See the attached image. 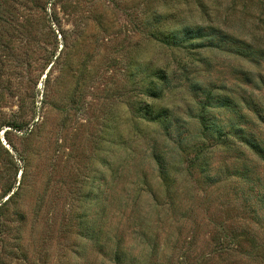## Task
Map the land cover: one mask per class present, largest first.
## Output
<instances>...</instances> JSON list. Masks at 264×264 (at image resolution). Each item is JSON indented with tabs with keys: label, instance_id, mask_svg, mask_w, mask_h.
<instances>
[{
	"label": "rangeland",
	"instance_id": "obj_1",
	"mask_svg": "<svg viewBox=\"0 0 264 264\" xmlns=\"http://www.w3.org/2000/svg\"><path fill=\"white\" fill-rule=\"evenodd\" d=\"M45 1L0 0V202L20 188L0 264H264V54L247 47L264 11L176 49L151 31L190 18L183 5L68 0L56 24ZM217 1L223 19L233 0ZM63 47L66 70L50 72Z\"/></svg>",
	"mask_w": 264,
	"mask_h": 264
},
{
	"label": "trees",
	"instance_id": "obj_2",
	"mask_svg": "<svg viewBox=\"0 0 264 264\" xmlns=\"http://www.w3.org/2000/svg\"><path fill=\"white\" fill-rule=\"evenodd\" d=\"M52 1V2H51ZM68 0H46L43 4V16H45L42 20L43 21H50V18L48 17V12L46 10V6L48 4H51L53 7L52 9V17L53 21L56 24L60 23V16L59 12L65 11L67 9V6H65L64 2ZM170 2H174L176 5H183L186 10L187 8H190L191 10H188L189 13H191L190 18H186L179 22H171V23H158L156 24V27L154 30L151 31V35L155 38V40L165 46L168 47H174L176 49H186L192 47L193 49H197L200 47H203V41H207L211 45H214V41L216 38H219L221 40H226L227 38V31L231 28H235L234 26H237L240 24L239 28L245 27L247 29V23L251 21V19L258 20L259 17L263 14L264 11V0H233L232 2H229L226 5V14L223 15L224 18H222V12L220 9H209L206 8V0H169ZM210 2H214V4H221L217 0H209ZM192 5H194V8H192ZM212 5V4H211ZM240 6V10L236 9V6ZM45 6V7H44ZM211 7V6H210ZM197 10V14L194 12ZM253 12V13H252ZM29 22V21H28ZM27 22V23H28ZM26 23V24H27ZM253 28L254 24H253ZM168 31V33L166 32ZM164 33H167V35H164ZM22 35V32H21ZM161 37H160V36ZM247 43H248V51L249 55L253 58L260 57V55H263L264 52L262 51V42H264V36L258 34L255 32V30L251 29V31L247 30ZM22 42V41H21ZM260 44V45H259ZM65 47L62 48L61 53L58 57H56L55 54H52L50 56L55 58L56 60L52 62L51 64V70L54 67L60 66V70H66V60L64 61L63 58H61L62 52L64 51ZM49 54V53H48ZM12 57V54L10 55ZM18 57V55H17ZM16 58V56H15ZM49 57H47V54L43 56L42 62L45 61V64L49 62ZM51 58V59H53ZM49 72V74H50ZM48 74V77H49ZM168 73L166 71H156L154 73L152 80L150 81V88L148 93L154 96L160 97L162 92L164 91V85L168 84ZM255 83V80H252ZM253 83V82H250ZM264 83V79H258V84L261 85ZM196 85H199L196 83ZM249 100V99H248ZM247 100V101H248ZM165 109V108H164ZM167 111V109H165ZM149 123L153 124H169L172 126L173 121L166 119V118H158V119H152L148 120ZM16 122L15 124H8L9 127L12 129L18 130L21 126ZM213 133H217L219 135V139H227L228 133H224L221 126L218 128L217 124H213L212 128ZM230 134L233 137H239L233 134H242V128H229ZM240 131V133H238ZM174 134L170 133L171 136L175 135V138L179 139L177 142H179V145L181 144V137L177 134V132L173 131ZM177 134V135H176ZM217 134H215L217 136ZM223 134V135H222ZM168 135V134H167ZM183 140V138H182ZM184 141V140H183ZM182 141V142H183ZM247 144L252 148H257L258 145L252 141L247 140ZM241 142L243 145H245V141L241 139ZM253 150V149H252ZM254 151V150H253ZM261 153V152H260ZM155 158L158 162V157L155 154ZM24 173L22 174V176ZM168 184H170L169 179L165 180ZM22 184V181L20 183V186ZM6 185V189L4 192V198L7 197L6 200H1L0 202V216L2 217L3 214L9 213V208L12 206L15 202V199L19 196V189H14V187H10V185L4 184V187ZM19 211V210H18ZM20 213V212H19ZM22 214V213H20Z\"/></svg>",
	"mask_w": 264,
	"mask_h": 264
}]
</instances>
